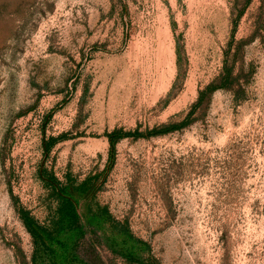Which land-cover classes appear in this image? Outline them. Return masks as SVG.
<instances>
[{
	"label": "rangeland",
	"instance_id": "1",
	"mask_svg": "<svg viewBox=\"0 0 264 264\" xmlns=\"http://www.w3.org/2000/svg\"><path fill=\"white\" fill-rule=\"evenodd\" d=\"M65 199L75 264H264V0H0V264Z\"/></svg>",
	"mask_w": 264,
	"mask_h": 264
},
{
	"label": "trees",
	"instance_id": "2",
	"mask_svg": "<svg viewBox=\"0 0 264 264\" xmlns=\"http://www.w3.org/2000/svg\"><path fill=\"white\" fill-rule=\"evenodd\" d=\"M225 79L223 86H227L226 81L231 79V73H225ZM216 85L210 84L204 90L199 93L194 109L202 103L205 96L210 95L215 89ZM189 116L184 120L180 126H184L188 123ZM177 125L166 127V130L180 127ZM109 142L113 144V137L124 138L125 135H110ZM58 220L54 224V228L51 231L43 230L33 224V221L28 216H23V221L32 233L42 245L47 247L52 255L53 264H75V249L78 244V240L84 235L83 227L79 221L76 208L69 199L62 200L60 208L57 213Z\"/></svg>",
	"mask_w": 264,
	"mask_h": 264
}]
</instances>
